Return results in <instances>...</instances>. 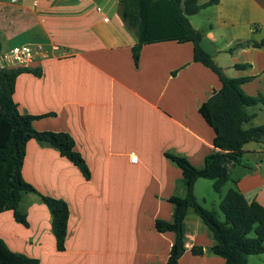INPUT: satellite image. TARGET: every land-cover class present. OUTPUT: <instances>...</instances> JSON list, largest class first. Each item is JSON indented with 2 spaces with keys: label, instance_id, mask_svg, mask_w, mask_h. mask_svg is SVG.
Masks as SVG:
<instances>
[{
  "label": "crops",
  "instance_id": "obj_1",
  "mask_svg": "<svg viewBox=\"0 0 264 264\" xmlns=\"http://www.w3.org/2000/svg\"><path fill=\"white\" fill-rule=\"evenodd\" d=\"M120 1L0 0V55L28 43H41L49 53L35 65L41 76L24 72L17 77L13 98L19 111L55 112L33 120L34 127L69 132L92 172L87 180L57 149L35 139L27 143L23 177L69 204L66 250L57 249L49 209L33 193L20 203L29 226L18 222L13 210H5L0 213V238L12 250L39 258L40 264H77L86 253L83 243L90 241L101 243L87 248L93 264H107L103 258L119 254L117 250L132 257V264L165 263L175 235L158 232L155 221L170 220L173 204L168 198L185 195L178 183L182 170L165 152L201 167L215 150V131L199 107L221 88L218 76L194 61L192 42L145 44L137 66L132 52L136 36L121 19ZM199 14L203 20L196 24L193 18ZM190 20L211 39L218 65L226 68L217 54L241 44L231 52L242 62L229 67L250 65L247 72L238 69L237 76H256L246 85L248 91L252 82L264 78V46L250 44L264 40V0H220ZM244 150L246 160L231 167L229 182L233 186L237 181L248 202L264 206V143L249 142ZM133 154L137 162L131 161ZM127 218L136 243L121 248L115 242L125 241ZM185 229L187 250L179 264L225 263L209 252L210 231L193 210ZM194 244L202 245L204 254H193ZM247 264H264V252L249 256Z\"/></svg>",
  "mask_w": 264,
  "mask_h": 264
},
{
  "label": "trees",
  "instance_id": "obj_2",
  "mask_svg": "<svg viewBox=\"0 0 264 264\" xmlns=\"http://www.w3.org/2000/svg\"><path fill=\"white\" fill-rule=\"evenodd\" d=\"M219 1L199 3L198 0H121L119 4L121 19L136 36L132 52L137 66L145 44L168 40L192 42L194 61L210 68L222 84L199 107V112L215 131V150L205 157L204 164L198 167L183 155L165 152L166 157L182 170L183 176L178 183L184 188L185 195L175 194L168 198L173 204L170 220L157 218L155 221L158 232H173L175 235L168 260L165 263L149 264H179L187 250L185 219L189 210L198 214L208 227L213 239L208 250L225 258L224 264H247L249 256L264 252V206L256 201L248 202L237 181L221 197L219 206L223 219L217 210L203 206L195 194V184L200 178L213 180L214 189L221 194L224 186L232 180L231 167L242 163L244 146L253 141L264 143V124L245 127L256 116L249 109L259 104L264 105V94L254 96L242 87L256 76L227 75L225 69L215 62L214 54L201 48L200 41L205 33L196 29L190 20L192 15ZM250 44L261 47L264 46V40ZM239 46L241 44H236L230 51ZM249 66L247 63L235 65L237 69H247ZM24 72L42 75L41 69L37 67H0V213L11 209L18 222L29 226L27 214L20 209V203L23 194L38 195L49 209L57 249L64 251L70 218L69 204L63 198L40 192L23 177L27 143L35 139L42 145L57 149L78 167L87 180L91 179L92 172L85 158L75 149V138L69 132L38 130L34 127L33 120L53 116L55 112L32 115L19 111L13 95L17 77ZM191 250L195 255L205 252L204 247L197 244ZM0 264H40V260L12 250L0 238Z\"/></svg>",
  "mask_w": 264,
  "mask_h": 264
},
{
  "label": "rangeland",
  "instance_id": "obj_3",
  "mask_svg": "<svg viewBox=\"0 0 264 264\" xmlns=\"http://www.w3.org/2000/svg\"><path fill=\"white\" fill-rule=\"evenodd\" d=\"M200 19L203 20V14L196 15L193 18V20L195 21L196 24L201 23ZM232 47H234V45H232ZM234 55L232 54V52L230 50H228L227 52H223L221 54H217V56H219L218 58H219L220 62H222L226 66V68H228V69H226L225 67H223L220 64L219 65L222 66L225 69L227 75H229L231 77H237L238 73L241 72V70H238L235 67H229V65L235 61L236 62H242L241 60H243V57H237V56L234 57ZM213 58L215 60V56H213ZM248 69L249 68H247L245 72H247ZM246 85H248V83L244 84L242 87L248 94H251L254 96L259 95L260 93H262V88L264 87V78L262 76L261 78H258V80H255V82H252V86H251L252 89L249 91L246 89ZM259 107H261V108L259 109ZM251 110H254L257 112V117H255L250 123H246L245 127H249L252 124H254V125L264 124V105L259 104L255 107H251ZM243 160L245 161L246 158L243 157ZM230 186H231V182H228L224 186L223 191L220 194L214 189L213 180L207 179V178H200V180L196 186L195 194L197 196L198 201L203 206H205L206 208H209V209L213 208V209L217 210L220 214L221 219H223L224 215L220 210L219 203H220L221 197L224 194H226V192L228 191ZM22 198H23L22 200L24 201V199H27V195L23 194ZM129 226H130V224H129L128 218H127V230H126L125 241L122 240L121 242H115V243H119V246L121 248L126 244H128V245H130V247H132L136 243L134 241L135 237L130 233V231H132V229H133V226H131L130 230H129ZM147 236L148 235H146V239L149 240L148 239L149 236L148 237ZM90 242L92 243L91 245L89 244V242H84L83 243L84 246H82V244H81V246L85 248V252H86L85 254L86 255L83 254L81 256L83 258H79L77 260L78 261L77 264H93L94 260H91V258H90L91 256H90L89 252L87 251V248H89V251H90V249H92V247L95 243L97 245H101V243L98 241H90ZM88 244H89V246H91V248L88 247ZM117 252L119 254H114L113 256H111L109 258L104 257L103 258V260H105L104 263L105 262H107V264H132L133 263L132 257H123L124 255L121 254V250H117ZM99 258H100V263H101L102 257L99 256ZM125 258H126V261H125Z\"/></svg>",
  "mask_w": 264,
  "mask_h": 264
},
{
  "label": "built area",
  "instance_id": "obj_4",
  "mask_svg": "<svg viewBox=\"0 0 264 264\" xmlns=\"http://www.w3.org/2000/svg\"><path fill=\"white\" fill-rule=\"evenodd\" d=\"M16 1V0H14ZM48 50L41 43L17 45L0 55V67L25 68L35 67L40 58L48 57ZM131 161L137 162L138 156L131 155Z\"/></svg>",
  "mask_w": 264,
  "mask_h": 264
},
{
  "label": "water",
  "instance_id": "obj_5",
  "mask_svg": "<svg viewBox=\"0 0 264 264\" xmlns=\"http://www.w3.org/2000/svg\"><path fill=\"white\" fill-rule=\"evenodd\" d=\"M200 46L205 52H207L209 54L214 52L213 43H212L211 39L207 36L202 38V40L200 41Z\"/></svg>",
  "mask_w": 264,
  "mask_h": 264
}]
</instances>
